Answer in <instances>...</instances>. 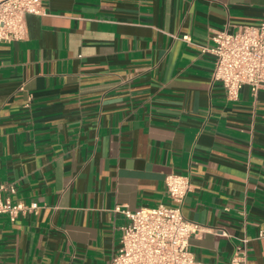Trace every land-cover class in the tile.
Returning <instances> with one entry per match:
<instances>
[{"label": "crops", "instance_id": "0c3cea01", "mask_svg": "<svg viewBox=\"0 0 264 264\" xmlns=\"http://www.w3.org/2000/svg\"><path fill=\"white\" fill-rule=\"evenodd\" d=\"M41 6L25 39L0 42L2 196L37 206L0 214V264H111L129 221L116 208L172 204L170 174L191 177L197 260L229 264L247 238L264 264V86L228 99L200 48L259 25L264 0Z\"/></svg>", "mask_w": 264, "mask_h": 264}, {"label": "built area", "instance_id": "2783aa9c", "mask_svg": "<svg viewBox=\"0 0 264 264\" xmlns=\"http://www.w3.org/2000/svg\"><path fill=\"white\" fill-rule=\"evenodd\" d=\"M42 11L41 0H0V42L25 39L27 15ZM212 40L213 45L200 48L214 56L212 78L224 85L228 99H238L244 85H249L254 93L264 86V21L240 26L236 31L216 30ZM8 190L14 192L15 187L0 185V214L15 219L20 213L37 208L34 203L4 199L2 193ZM192 190L190 175L170 174L166 177V191L172 204L145 206L136 211L117 207L116 211L124 213L129 221L122 226L121 246L113 254L111 264H207L197 260L190 250L191 237L206 232L203 225L183 212ZM248 260V239L244 238L229 264H248Z\"/></svg>", "mask_w": 264, "mask_h": 264}]
</instances>
